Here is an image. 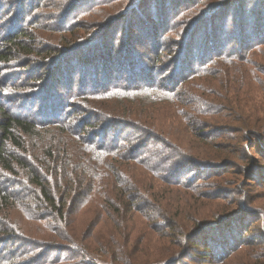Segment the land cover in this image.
Here are the masks:
<instances>
[{
  "label": "trees",
  "instance_id": "1",
  "mask_svg": "<svg viewBox=\"0 0 264 264\" xmlns=\"http://www.w3.org/2000/svg\"><path fill=\"white\" fill-rule=\"evenodd\" d=\"M24 1L14 0L13 2V6L17 3V12L19 13L16 15L15 21L24 19L20 15L21 5ZM156 1L157 4H155ZM178 1L176 0L174 4L177 5ZM183 1L190 4L192 0ZM231 1L237 6L238 13L243 7L244 13L248 11V8L245 9V5L249 3L240 0H225L222 3V9L227 8V4ZM166 2L168 1L133 0L127 11L121 15L124 18L121 21L126 20L129 29H132V27L137 28L138 35L135 31L130 30L132 40L138 42L136 44L145 40L152 44L150 50L152 56L148 57V61H151L149 65L140 62V57L143 55L140 51L132 50L130 52L131 47L126 44L124 46L127 50L125 56L113 57L117 51L110 52L111 43L109 40L107 42L104 39L105 34L99 38H95V36L89 39L84 45L81 44V42L85 41L82 37L64 41L65 45L56 47L52 45V47H48L47 50L42 52V56L44 61H49L53 65H55L54 62L59 60L56 64L58 67L55 65L57 67L56 75L59 74L58 77L60 78V66H62L64 76L63 79L61 78V84L66 85L67 92L65 96L70 101L63 102V104L60 99L61 95L58 96L61 92L55 89L49 92L45 91L46 93L43 95L45 98L42 96L44 98L42 99L43 101H39L42 102L41 107L38 108L35 105L38 109L34 107L35 115L32 117L27 114V111H24V107H21L23 109L20 111H13L11 105L13 100L7 98L2 88L3 84L9 82L10 79L6 78L5 82L0 79V166L11 173L18 174L21 171L22 182L26 184L27 190L32 192L33 197L44 211V215L40 217V220L46 216L55 222V230L51 233L49 239H27L29 246H38L40 250H44L47 261V254L53 250H58L59 252H56L55 258L59 261L60 257L64 258L63 254L69 251L80 257L82 263L85 262L87 264L148 263V257L146 255L141 257L140 253L146 248H150V246H155L158 243L157 238H154L151 243V238L148 237L143 247L133 244V239L131 238H120L122 232L126 234V232L131 231L130 224H137L136 214H143L146 208L143 204L146 202L150 204V207L154 208L157 213L156 218L163 222L160 230L156 229L155 231L161 232L163 240H166L163 242L169 250V253H161L154 260L159 261L157 264L177 263L182 258H186L188 254L185 251H180L181 249L178 252L171 249L173 241L171 237H168L169 234L163 233L162 229L168 228L172 233L177 232L184 239L189 237L194 241V234L191 230L188 231L189 227L184 226L182 223L183 218L189 216L191 210L186 205L185 207L181 204L176 205L170 197H161L159 199L158 191L153 190L152 185L161 180L162 176L160 175L163 174H157L161 169L174 173L175 171L172 170L177 169L178 172L185 170L186 175L200 172V175H198V180H200L199 178L202 177L201 174L204 172L202 168H206L211 170L212 173H206L203 175V179L207 177L210 180V184H212L222 182V178L225 180L223 173L217 174L214 171V168L221 166L223 162L226 168L237 166L234 169L229 167L226 173L237 175L240 178V183L245 184V186H252L258 182L260 177L264 178V151L261 148L264 145V123H260V121L256 120L252 126L242 125L244 131L240 127L241 134L249 133L252 135L251 140H254V142L251 146L257 150L259 156L251 157V170L246 173L245 169L234 164V158L223 161L220 157H213L211 161L204 163L198 157L188 156L184 150L171 146L165 137H157V134L161 133L160 126L139 120L142 115L150 114L155 116L152 109L153 105L160 101L158 100L160 95L166 96L171 102L177 101L175 91L177 89L181 90L182 84L188 79L187 77H191V74L194 73L193 68H190V61L195 62L197 60L199 66H203L204 63L210 61V64H214V58L222 56V64H229L231 61L229 59L236 55V58L238 57L237 60H239L237 63L238 68L242 69L243 72L249 73L250 71L244 64L247 62L245 58L249 48H252L256 43L264 42V4L255 3L259 5V8L261 7V9L257 10V14L238 17V20L241 19L242 21L233 26L234 29L230 31L231 34L229 35L225 32L226 20L223 19L222 32L217 36H214L212 24H210V30L207 33L205 32V36L196 37L194 36L195 28L201 23H211L216 17L217 11L221 8V4H211L212 6L208 7V11L204 15L202 14L203 19L194 22L189 27L186 34L182 36V41L177 42L174 47H166L163 44H157L161 36L160 30L163 27L165 28L169 22V16L177 10L173 6L168 7ZM241 5L243 6L241 7ZM156 6L158 8V19L155 23H152L150 18L153 19V15H145V13H148L147 9L152 7L154 9ZM15 12L16 10L12 11L11 15ZM239 14L241 15V13ZM55 17H57V14ZM73 27L74 24H66L61 19L54 23V29L60 28L59 31L66 33H70ZM11 30V27L7 29V31ZM1 32H3L2 28L0 29ZM23 32L24 30L21 28L19 33L7 34L3 37L5 45L0 48V66L5 65V63L8 64L10 60L16 58V55L25 54V52H31L32 54L34 50L27 49L20 40ZM102 33L103 30L98 35ZM210 33L213 34L209 38L206 37ZM221 36L222 41L220 40ZM193 41H195L199 50L193 48ZM141 43L143 44V42ZM229 44H234L231 47L238 48L236 54L231 56L226 54L225 48ZM78 45L82 47H77ZM242 52L244 57L239 58ZM72 58H74L76 65L73 68L70 61ZM130 62L134 65L136 62V67L131 69ZM116 67L122 73L127 74L126 77L119 75L116 78V80L124 79L125 83L123 84L114 83L113 81L115 77L110 72L114 71ZM63 68L67 69V72H71V76H73L74 73L72 72L76 71V68L80 69L83 73L80 81L81 87L86 86L85 82H88L90 88L87 91L79 88L78 90L82 94L77 95V92H73L71 85L68 87L72 79ZM167 68L172 72L170 73L172 75L168 78L172 87L168 88L165 85L158 84L159 79L157 77L159 72L162 73ZM201 68L203 69V67ZM89 71L92 73L91 77H88ZM101 71L103 72L100 80L98 75ZM230 74L235 76L237 72L234 69ZM179 78H182V80ZM160 79L162 81V76ZM176 79L179 81L173 83ZM55 84L52 88L56 87ZM149 96L153 98H147ZM223 98L227 103L233 104L234 109L240 111L233 103V100L234 102L239 100L234 90H232L230 99L227 96ZM50 99L54 101L52 105L49 104ZM73 99L79 100L80 104L77 102L73 103L71 101ZM62 105L71 107V111L70 109H61ZM73 110L79 116L85 113V117L76 120L78 122L76 125H67L65 121L72 118L71 113H73ZM263 113L264 111L260 114ZM62 114L64 119H62ZM131 119L138 120L140 124L133 122ZM128 120L133 122L130 124L134 131L144 130L149 135L152 132L154 137L156 136L158 140H164L165 144L160 145L157 142L155 146L147 147L148 142L146 141L145 143H131V133L125 134L123 139H120V130L111 131L107 137L101 135L99 140L95 142L90 137V132H97L95 131L96 128L102 131L101 134L107 129L111 130L110 127L106 128L107 125L119 126L123 130L130 128L127 125L129 123ZM103 122H107L105 127L102 126L104 125ZM209 136L219 137L221 133L214 131ZM120 140L121 143H119ZM245 142H248V140ZM142 146L146 149H141ZM154 147L162 151L164 158L157 159L153 153L150 154ZM218 150L222 152V145H219ZM234 150L233 154L240 156L237 158H246L244 148H236ZM145 152L146 154H144ZM176 156L185 157L178 158ZM173 163H178V165ZM131 171H139V174L134 175ZM173 178H168L164 183L175 187H185L184 184L193 186L191 180L189 182L185 180L186 182L183 183L184 181L181 178ZM27 183H29V186ZM211 190L212 188L208 191L209 193L205 192L204 194L217 196L218 193ZM178 192L187 203V199L182 195L183 191L178 189ZM17 198L18 193L8 190L5 186H0V214L2 215H0V221L5 225H7L5 221L11 219V204ZM86 203L94 207L92 210L97 215L98 221L89 231L90 234L88 233L89 235L83 237L82 231L76 229L74 223H71L74 220L71 215L75 213L77 204ZM154 203L159 204V207H156ZM128 211L133 213L128 216ZM183 215L186 217H183ZM108 224L113 226V231L102 234L103 225ZM5 225L2 226V232L7 233L8 226ZM117 226H119V232L116 230ZM209 226V223H197L196 228L200 229L201 227V231ZM95 229L96 232H94ZM10 239L9 236L0 237V248L4 251V254H1L6 255V258L10 256L11 259L9 260L15 264L17 262L16 257L6 246ZM58 241L63 243H56ZM225 242L227 244V241ZM205 246L209 245L204 243ZM167 247L161 245L162 250L167 249ZM201 251H205V249ZM55 258L53 257L50 261ZM1 262L0 260V264ZM33 263L36 264L37 262Z\"/></svg>",
  "mask_w": 264,
  "mask_h": 264
},
{
  "label": "rangeland",
  "instance_id": "2",
  "mask_svg": "<svg viewBox=\"0 0 264 264\" xmlns=\"http://www.w3.org/2000/svg\"><path fill=\"white\" fill-rule=\"evenodd\" d=\"M132 1L77 0L73 1L76 3H73L72 0H25L21 5L22 10H20V15L24 19L15 21L16 15L19 14L17 12V3L13 6L14 0H0V24L3 29V32L0 33V48L5 45L4 36L19 33L22 28L24 30L20 36L22 44L27 49L34 50L32 54L31 52H25V54L16 55V58L10 60L8 64L5 63V65L0 66L1 81L5 82L6 78L10 79L9 82L3 84L2 88L7 98L13 100L11 104L13 111H20L23 109L21 107H24V111H27L29 116H34V109L37 108L35 105L38 108L41 107L42 102L39 101H43L42 99L45 98L43 95L46 92L53 91V89L61 92L58 96L61 95L62 103L70 101L65 96L67 92L66 85L61 84V78L63 79L64 76L62 66H60V78L58 77L59 74L56 75V68L58 67L56 64L59 60L54 62L56 67L53 63L44 61L42 56V52L47 50L48 47H52V45L54 47L65 45L64 41H71L78 37L85 39V41L81 42L84 45L89 39L95 36V38H99L105 34L104 39L107 42L109 40L111 43L110 52L117 51L113 57L125 56L127 50L124 46L126 44L131 47L130 52L132 50L140 51L143 54H140V62L149 65L151 61H148V57L152 56L150 53L152 44L148 40L140 41L139 44H136L138 42L132 40L131 31H135L138 35L137 28L132 27V29H129L127 21H121L124 19L121 15L127 11ZM166 1H168L166 2L168 7L173 6V8L177 9L175 13L169 16V22L165 28L163 27L160 30L161 36L157 44H163L166 47H174L177 42L182 41V36L186 34L189 27L194 22L203 19L202 14L204 15L208 11V7L211 4H221V8H219L216 17L211 23H201V25L199 24L200 26L198 25L199 27L195 28L194 36L196 37L205 36V32L207 33L210 30V24H212L214 36H217L222 32L223 19L226 20L225 32L229 35L231 34L230 31L234 29L233 26L242 21L241 19L238 20V17L257 14V10L261 9V7L259 8V5L255 3L264 4V0H240L249 3L245 5V9L248 8V11L244 13L243 7L239 11L240 15L233 1L229 2L226 6L227 8L224 9H222V3L225 0H192L190 4L189 2L185 3L183 0H177V5L174 4L176 0ZM155 4H157V1ZM140 9L142 10V8ZM14 10L16 12L11 15ZM147 11L148 13H145V15H153V19L150 18V22L155 23L158 19L157 6L154 9L153 7L147 9ZM56 14L57 17L54 18ZM59 19L66 24H74L73 30L70 33H66L59 31L60 28L54 29V23ZM9 27H11V31H7ZM102 30L103 33L98 35ZM212 34L210 33L206 37L209 38ZM220 40L222 41V36ZM193 42V48L199 50L195 41ZM231 46H234V44H229L225 48L226 54L230 56L236 54L238 49ZM77 47L82 46L78 45ZM20 49L22 50V48ZM233 49L235 50L233 51ZM242 57H244L243 52L239 58ZM231 58L229 59L231 60L229 64H222V56H217L214 58V64H210V61L204 63L203 66H199L197 60L195 62L190 61V68H193L194 73L191 74V77H187L188 79L182 84L181 90L177 89L175 91L177 101L171 102L166 96L160 95L158 99L160 101L155 103L152 109L155 116L146 114L140 116L139 120L160 126L161 133L157 134V137H165L171 146L184 150L188 156L198 157L204 163L211 161L213 157H220L223 161L234 158V164L239 165L246 170V173H249L252 164L251 157L259 156L257 150L251 146L254 142V140H251L252 135L249 133L241 134L240 127L242 128V125L252 126L256 120L264 123V113L260 114L264 111V42L256 43L252 48H249L245 58L247 62L244 63L250 71L249 73L243 72L242 69L238 68L237 63L239 60H237L238 57L236 58V55ZM70 61L71 67H76L74 58L70 59ZM135 65L130 62L131 69L136 67ZM63 69L67 72V69ZM234 69L237 74L232 76L230 72ZM118 70L116 67L110 73L115 77L113 78L114 83L123 84L125 83L124 79L116 80V78L119 75L126 77L127 74ZM102 72L99 75L97 74L100 80ZM72 73H74L73 76H71V72H67L72 79L68 87L71 85L73 92L81 95L82 93L78 89L87 91L90 86H88V82H85L88 87H81L80 81L83 73L80 69L76 68V71ZM170 73L172 72L168 68L162 73L159 72L157 74L158 84L165 85L167 88L172 87V84L170 85L171 81L168 80L172 75ZM91 75L92 73L89 71L88 77H91ZM161 76L162 81H160ZM179 79L182 80V78ZM177 81L179 80L176 79L173 83ZM54 83H56V87L52 88ZM232 90L238 95L239 100L236 102L233 100V103L240 111L234 109V105L227 103L223 98L227 96L230 99ZM147 98L153 97L149 96ZM71 101L80 104L79 100L73 99ZM53 103L54 101L50 99L49 104L52 105ZM62 106L61 109H70L71 111V107ZM71 114L72 118L65 121L67 125H76L78 123L76 120L85 117V113L79 116L74 110ZM62 119H64L63 114ZM131 120L140 124L138 120ZM131 120H128L129 123H127L130 128L125 130L119 126H106L107 122H103L104 125L102 126L110 127L111 130L107 129L101 134L102 131L96 128L95 131L97 132H90V137L95 142L99 140L101 135L107 137L111 131L120 130V139H123L125 134L131 133V143H145L146 141L148 142L147 147L155 146L157 142L160 145L165 144L164 140H158L156 136L154 137L152 132L149 135L144 130L134 131L130 124L133 123ZM214 131H219L221 136H209ZM242 131H244L243 128ZM246 140L248 142H245ZM119 143H121V140ZM219 145H222V152L218 150ZM236 148H244L246 158H237L240 156L233 154ZM261 148L264 151V145ZM141 149L146 148L142 146ZM152 150L150 154L153 153L155 158H164V154L160 149L154 147ZM20 154L23 155L22 153ZM176 157L184 158L185 156ZM173 164L178 165V163ZM223 165L224 163L222 162L221 166L213 168L215 173H223L225 180L222 178V182L212 184H210V180L207 177L203 179V175L212 173L211 170L206 168H202L204 172L201 174L200 180H198L200 172L186 175L185 170L178 172L177 169H171L175 171L174 173L161 169L157 173L158 175L163 174L160 176L166 178L163 179L161 177L159 182L152 185L153 190L158 191L159 199L161 197H170L176 205L181 204L183 207L186 205L191 210L190 215L187 217L183 215L186 218H183V221L181 219V221L184 226L189 227L188 231H192L195 242L189 237L184 239L177 232L172 233L168 228L162 229L163 233L169 234L168 237H171L173 241L171 249L175 252L181 249L180 251H185L188 254L186 258H182L177 263L174 262L172 264H264V178L260 177L258 182L252 186H245V184L240 183V178L237 175L226 173L229 167L234 169L237 166L226 168ZM131 172L134 175L139 174V171ZM172 177H174L173 179L181 178L184 181L183 183L186 182L185 180L188 182L191 180L193 186L184 184L185 187H175L164 183V181L168 180V178L172 179ZM27 184L29 186V183ZM0 186H5L8 190L18 193L17 200L11 204V219H6L9 220L5 221L7 225L0 221V237L9 236L11 238L6 246L9 251L14 253L17 261L15 264H34L33 262H37L36 264H87L85 262L82 263L80 257L69 251L63 254L64 258L60 257V261L56 260L55 255L58 250L49 252L46 256L47 261L44 250H40L38 246H29L27 239H49L51 233L55 230V222L46 216L40 220V217L44 215V211L33 197L32 192L27 190L26 184L22 182L21 171L18 174L11 173L0 166ZM163 188L164 190H162ZM210 188H212L211 191L218 193L217 196L204 194L205 192L209 193ZM178 189L183 191L182 195L187 199V203L180 196ZM87 203L77 204L75 213L71 215L74 218L71 223H74L76 229L82 231L83 237L90 234L89 231L98 221L97 215L92 210L94 207ZM143 205L146 206L143 214H136L137 224H130L131 231L126 232V234H123L121 230L120 238H131L133 239V244L138 247H143L148 237L151 238V243L154 238H157L158 243L155 246H150V248H146L140 253L141 257H144V255L148 257V263L145 264H157L159 261L154 260V258L161 253H169L167 245L163 242L166 240H163L161 232L155 231L156 229L160 230L163 222L156 218L157 213L153 207H150V204L145 202ZM154 205L159 207V204L154 203ZM132 213L128 211L127 215L129 216ZM196 221L197 223H209L210 226L200 231L201 227L200 229L196 228ZM3 225L8 226L7 233L2 232ZM116 230L119 232V226L116 227ZM112 231L113 226L111 224L103 225L101 229L102 234ZM94 232H96V229ZM55 239L62 241L58 238ZM59 241L56 243H63ZM225 241H227V244ZM204 243L209 246L204 247ZM161 245H164L167 249L162 250ZM203 249L205 251H201ZM3 252L0 248V254ZM3 254L0 256L1 264H14L9 260L11 259L10 256L6 258L7 256ZM53 257L55 259L50 261Z\"/></svg>",
  "mask_w": 264,
  "mask_h": 264
}]
</instances>
